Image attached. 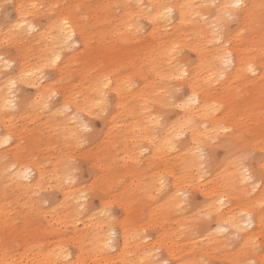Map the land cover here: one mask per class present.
Segmentation results:
<instances>
[{"label":"clouds","instance_id":"clouds-1","mask_svg":"<svg viewBox=\"0 0 264 264\" xmlns=\"http://www.w3.org/2000/svg\"><path fill=\"white\" fill-rule=\"evenodd\" d=\"M0 264H264V0H0Z\"/></svg>","mask_w":264,"mask_h":264}]
</instances>
